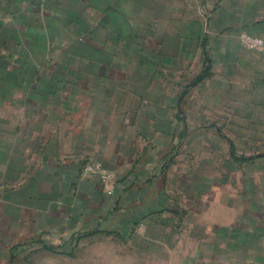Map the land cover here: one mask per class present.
I'll return each mask as SVG.
<instances>
[{"label":"crops","instance_id":"1","mask_svg":"<svg viewBox=\"0 0 264 264\" xmlns=\"http://www.w3.org/2000/svg\"><path fill=\"white\" fill-rule=\"evenodd\" d=\"M248 35L264 40V0H0V264H68L103 237L136 239L137 264H264V202H201L210 185L169 163L174 111L153 115L143 87L195 67L194 82L259 77ZM87 163L116 176L111 191Z\"/></svg>","mask_w":264,"mask_h":264},{"label":"rangeland","instance_id":"2","mask_svg":"<svg viewBox=\"0 0 264 264\" xmlns=\"http://www.w3.org/2000/svg\"><path fill=\"white\" fill-rule=\"evenodd\" d=\"M198 71L195 67L179 73L165 72L164 79L160 78L163 82L160 75L149 71V82L143 83L149 91L148 110L165 122L173 121L174 111V121L179 124V130L174 129V160L169 163L182 181L210 185L201 202H227L231 206L263 203L264 68H260L258 77L251 68L215 67L211 78L194 82ZM133 85L139 87L140 83ZM158 108H163L164 114ZM184 193L180 201L186 205L193 194ZM139 233L137 228L131 234ZM130 240L103 237L95 242L74 243L68 264L79 261L78 252L80 262L85 264L101 261L92 258L93 251L115 252L117 264H137L139 242Z\"/></svg>","mask_w":264,"mask_h":264},{"label":"built area","instance_id":"3","mask_svg":"<svg viewBox=\"0 0 264 264\" xmlns=\"http://www.w3.org/2000/svg\"><path fill=\"white\" fill-rule=\"evenodd\" d=\"M245 42L252 51L264 52V40L254 36H246ZM83 171L87 175L99 176L104 189L111 191L116 184V176L103 168L102 165L97 163L85 164Z\"/></svg>","mask_w":264,"mask_h":264}]
</instances>
